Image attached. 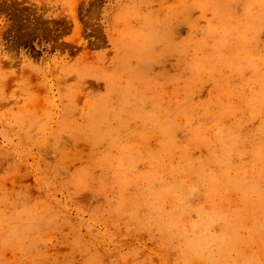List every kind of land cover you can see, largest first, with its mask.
I'll use <instances>...</instances> for the list:
<instances>
[{"label": "rangeland", "instance_id": "374dc122", "mask_svg": "<svg viewBox=\"0 0 264 264\" xmlns=\"http://www.w3.org/2000/svg\"><path fill=\"white\" fill-rule=\"evenodd\" d=\"M0 264H264V0H0Z\"/></svg>", "mask_w": 264, "mask_h": 264}]
</instances>
